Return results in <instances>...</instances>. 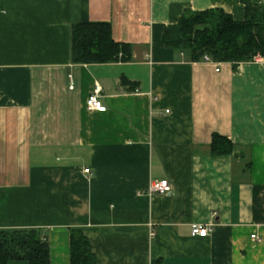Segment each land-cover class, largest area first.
I'll return each mask as SVG.
<instances>
[{"label":"crops","instance_id":"crops-1","mask_svg":"<svg viewBox=\"0 0 264 264\" xmlns=\"http://www.w3.org/2000/svg\"><path fill=\"white\" fill-rule=\"evenodd\" d=\"M212 8L246 18L243 0H0V228L41 229L50 264H71L73 228L96 264H264V58L163 40ZM77 23H109L132 61L73 63ZM95 84L106 112L86 108ZM214 134L236 153L213 155Z\"/></svg>","mask_w":264,"mask_h":264},{"label":"trees","instance_id":"trees-1","mask_svg":"<svg viewBox=\"0 0 264 264\" xmlns=\"http://www.w3.org/2000/svg\"><path fill=\"white\" fill-rule=\"evenodd\" d=\"M246 18L236 20L220 8L187 11L176 24L164 30L168 48L189 54L191 60L205 55L216 62L238 64L264 58V6L243 0ZM73 63L103 64L129 62L133 48L112 36L109 23H77L72 26ZM125 83V81H124ZM235 144L228 138L213 135V155H234ZM71 264H96L97 257L83 228L71 230ZM26 261L28 264H50V245L38 228H0V264Z\"/></svg>","mask_w":264,"mask_h":264},{"label":"built area","instance_id":"built-area-1","mask_svg":"<svg viewBox=\"0 0 264 264\" xmlns=\"http://www.w3.org/2000/svg\"><path fill=\"white\" fill-rule=\"evenodd\" d=\"M204 61H212L215 62L210 56L205 55L203 57ZM70 88H74L73 82L71 83ZM100 93H101V87L99 84H95L93 91L89 94V96L86 99V108L89 111H97V112H106L107 107L103 104V102L100 100ZM86 172L89 173V169H86ZM172 188L167 179L154 182L152 183L148 188V193H159V194H167L171 192ZM212 232V229L210 227H206L203 225H194L193 226V233L200 237H207ZM252 239H258L257 235H252Z\"/></svg>","mask_w":264,"mask_h":264},{"label":"water","instance_id":"water-1","mask_svg":"<svg viewBox=\"0 0 264 264\" xmlns=\"http://www.w3.org/2000/svg\"><path fill=\"white\" fill-rule=\"evenodd\" d=\"M236 156H237V158H239L240 157V153L237 152Z\"/></svg>","mask_w":264,"mask_h":264}]
</instances>
